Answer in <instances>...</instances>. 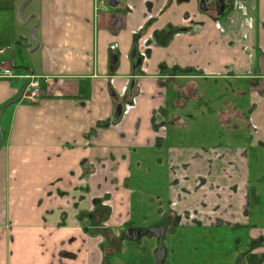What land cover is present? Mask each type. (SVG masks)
Listing matches in <instances>:
<instances>
[{
	"label": "crops",
	"instance_id": "obj_1",
	"mask_svg": "<svg viewBox=\"0 0 264 264\" xmlns=\"http://www.w3.org/2000/svg\"><path fill=\"white\" fill-rule=\"evenodd\" d=\"M24 1L0 0V43L10 44L0 47H13L4 67L14 59L19 68L16 45L30 44L21 27L32 23L39 43L30 51L42 46L44 60L26 69L48 81L39 100L26 103L17 100L22 78H0V264H114V234L133 221L135 205L149 204L137 201L142 192L136 197L134 188L164 195L167 211L157 207L154 220L165 229L160 246H175L168 234L178 239L179 229L206 237L215 229H264L251 220L246 139L185 142L183 109L201 81L239 83L247 103L239 117H251L264 139V0H234L221 15L199 0H117L114 7L107 0H28L22 20ZM188 11L198 18L184 27ZM143 23L152 42L148 60L138 63L142 49L132 31ZM140 66L147 73L137 88L131 76ZM188 67L209 77L182 74ZM189 117L191 127L198 124ZM256 248L249 256L258 262Z\"/></svg>",
	"mask_w": 264,
	"mask_h": 264
},
{
	"label": "rangeland",
	"instance_id": "obj_2",
	"mask_svg": "<svg viewBox=\"0 0 264 264\" xmlns=\"http://www.w3.org/2000/svg\"><path fill=\"white\" fill-rule=\"evenodd\" d=\"M30 2L31 1H29V3ZM142 3L143 5L144 3L147 5L146 0H143ZM29 9L30 7H27L25 13ZM125 9L127 10V13H130L133 11V6L127 4ZM144 13L143 19L146 18L149 11L147 10V12ZM124 15L126 14H123L122 19H125ZM194 15V19H197L198 15L196 16L195 13ZM21 16L23 20V12ZM21 28H23L22 32L24 35H26L27 41H29L30 44H26L25 41H22V44L16 45L17 48L15 52L13 51V56H15L19 68H15L18 71H23L24 69V71H29L26 68H29L32 64L34 67L35 65L39 67V62H43L44 57L41 53L42 46H40L37 51L34 50L31 52L30 49L37 47L36 43L38 42V40L34 39L32 36L35 29L33 28L32 23H29L27 27ZM0 45L10 44L0 43ZM11 50L12 48L6 49L5 53L0 55V59L9 60L8 57H10ZM141 54L143 57H148L147 53ZM4 66H6L4 63L0 64V69H2ZM186 69L182 74L196 76L195 78L209 77L207 76V72H203L204 70H201L199 67H188ZM162 77L165 81L166 77ZM166 84L167 82L165 81V83L160 86L161 88L165 86V91H160V94L165 98V100L169 94L168 90L166 89ZM195 88L199 90L197 96H189L183 108L185 111L184 123L186 124L184 128V141L197 143L199 145H212L214 141H219L220 143H228V141L234 142L238 139L239 135L242 136L244 140L246 139V142H248V145L250 146L249 154L251 156L249 160V169L251 171V189L249 194L250 208L252 211L251 220H254V222L264 226V166L262 165V167H259L258 165V160L259 164H261L260 160H264V139L261 134H258L260 128L258 129L257 124L251 117L249 118L244 115L245 118L248 119V124L246 122L247 119L242 120L239 117V112L241 109L245 111V113L247 110V103L244 96H242L243 98L240 97V92L243 90V87L240 86L239 83L225 85L222 83L211 84L207 81H201L198 83V86H195ZM45 91L46 89L43 90V92ZM43 92H40V94ZM39 98L28 103L37 102ZM189 114L192 115V120L194 122L198 120L197 125L194 123V125L191 127V121L189 120L191 118L189 117ZM215 118L217 124H219L218 127L214 121ZM228 125L229 127H227ZM217 130L221 131L219 135ZM228 130H231L233 134L238 133L236 134L237 136L233 134L230 136ZM252 142L256 144L255 147L251 146ZM155 171L160 172L161 170L157 168ZM148 175L155 179L154 181L157 186L164 184V181L161 178V175L164 178V173L162 171L160 175L159 173L155 174L153 170H150ZM140 193L141 195L139 198H137V201L140 204H144V202L148 201L149 204H146V206H134L132 213L134 219L126 226V228H148L158 220L157 218L159 214L158 211H156L157 207H160L161 210H163V213L167 211L166 200L164 199L162 192L158 191L157 194V192L146 191L144 189L141 190L140 188L133 189L134 196L137 197ZM256 210L260 212H257ZM154 220H156V222H154ZM179 230L180 232L177 234L179 237L178 239L174 236L173 232L168 234L170 239L175 242V246H166L164 240V244L161 242V247L163 250L161 253L160 248L158 249L159 246L158 241L156 240L157 238H155L153 235H140L137 237L136 242L130 243L128 240V236L130 237V232L127 230V233H125L124 230H119L116 232V234H114V237L118 236L117 239L114 240V244L117 245V247L114 249L118 251V254L113 256L116 259L114 264H154L158 253L160 254L159 264H170L172 261H174V253L176 251V254L178 255V262L176 264H264V244L262 247H258L261 241L264 242V229L255 230L250 226L245 229H240V231L231 229L218 231V229H215V232L211 230L213 233L209 234L210 237L205 236L208 233L205 235L197 233V235L195 234V237L193 235V230ZM237 233L240 235H237V237L234 238ZM204 239L206 240L203 244L202 241ZM206 242H208V244H206ZM254 245L259 248H256L255 250V253L259 258L258 262L256 261V256H254L255 260L249 256L250 247ZM111 247L112 246H108V248ZM244 254H248L249 257L247 259H243Z\"/></svg>",
	"mask_w": 264,
	"mask_h": 264
},
{
	"label": "flooded vegetation",
	"instance_id": "obj_3",
	"mask_svg": "<svg viewBox=\"0 0 264 264\" xmlns=\"http://www.w3.org/2000/svg\"><path fill=\"white\" fill-rule=\"evenodd\" d=\"M234 3H235V1L234 0H199V5L200 6H202V8H204L205 9V11L206 10H209V8L211 7V9L213 10H211L210 9V11L211 12H213V13H215V15L217 14V15H221L223 12H225V11H227V10H229V9H231L233 6H234ZM108 4V3H107ZM109 5V4H108ZM109 6H111V5H109ZM116 6V5H115ZM111 7H114V6H111ZM220 10H221V12H220ZM194 18H195V15H194V13L193 12H191V11H188L186 14H184V16H183V18L181 19V24L184 26V27H186L192 20H194ZM124 20V19H123ZM121 21V23L122 22H124V21ZM113 27H114V25H113ZM144 29V23L143 24H140L138 27H136L133 31H132V34H133V37L135 38V40L137 41V43L138 44H140L141 45V49H142V47H143V43H144V39L146 40V43L147 44H150V42H152V41H150L149 42V40H150V38L151 37H149V36H145L144 34H142V30ZM151 49V48H150ZM150 49L147 51V54H148V56L150 55ZM138 51H139V47H138ZM140 52H141V50L138 52V57H139V60H138V63H141V62H144V60H143V58H142V56L140 55ZM132 54H135V51H133V53ZM147 60H148V57H147ZM146 60V61H147ZM146 63V62H145ZM139 73H137L136 75L135 74H133L132 76H131V79H132V85H137V88H140V86H139V84H138V81H136V78L138 77V75L140 76V75H146V70L144 69V67L143 66H140V68H139ZM165 83V81H164V79H163V77L162 76H160V78L158 79V85L159 86H162L163 84ZM163 88H165V86L163 87ZM135 98L133 97L130 101H128L125 105H124V107L121 109L122 110V113H127L129 110H130V108L134 105V103H135ZM121 107V106H120ZM121 110H120V113H121ZM120 113H119V115H120ZM118 115V116H119ZM118 116H116V118L118 117ZM163 226L161 225V223L160 222H158V223H153L152 225H150V227H148V228H142V229H131V227H128V228H126L125 227V229H124V231H125V233H127V230L130 232V237L128 236V240L129 241H131V240H137V237L138 236H140V235H146V234H150V235H153L155 238H157L156 237V234H157V232H158V230L160 229V228H162ZM148 229H151V232H147V230ZM165 230V229H164ZM154 231V232H153ZM161 238V237H160ZM160 238H157L156 240L158 241V249L160 248V253L161 252H163V250H162V248H161V246H160ZM263 239V238H262ZM264 244V242L263 241H261L260 242V244L258 245V247H262V245ZM255 249V248H254ZM254 251V250H253ZM160 255V254H159ZM160 259V258H159ZM159 262H160V260H159Z\"/></svg>",
	"mask_w": 264,
	"mask_h": 264
},
{
	"label": "built area",
	"instance_id": "obj_4",
	"mask_svg": "<svg viewBox=\"0 0 264 264\" xmlns=\"http://www.w3.org/2000/svg\"><path fill=\"white\" fill-rule=\"evenodd\" d=\"M146 40L144 39L143 47L140 52V55L142 56L141 53H147L149 46L146 45ZM151 48V46H150ZM6 51V48L0 47V55L4 54ZM143 60L146 61L147 58L142 56ZM5 60L0 59V64L4 63ZM12 62V60H11ZM0 77L3 78H22L24 81V89L21 93L20 100L24 102H32L35 101L40 97V92L42 87L44 86L45 83H47L48 78L46 76H38L30 71H24L21 74H16L14 72V67L10 63L8 67H3L0 69Z\"/></svg>",
	"mask_w": 264,
	"mask_h": 264
},
{
	"label": "water",
	"instance_id": "obj_5",
	"mask_svg": "<svg viewBox=\"0 0 264 264\" xmlns=\"http://www.w3.org/2000/svg\"><path fill=\"white\" fill-rule=\"evenodd\" d=\"M222 1V0H221ZM28 2V0H25L22 4H21V6H20V8H19V18L21 19V14H22V11H23V9H24V6L26 5V3ZM107 3L109 4V5H111V6H115L116 4H117V0H107ZM220 12H221V10H220ZM33 38L34 39H36V37H35V30L33 31ZM37 46V45H36ZM133 55V54H132ZM11 64H12V66L15 68L16 67V64H15V60L14 59H12V62H11ZM24 86H25V84L23 85V88L21 89V91H20V93L18 94V97H17V100H19L20 99V96H21V93H22V91H23V89H24ZM120 110H121V107L120 106H118L117 107V112H116V114H115V116H118L119 115V113H120ZM163 230H164V227H162V228H160L159 230H158V232H157V234H156V237L157 238H160L161 237V235H162V233H163ZM151 232V229H148L147 230V232ZM154 232V231H153ZM160 258V255H159V253L157 254V256H156V259H155V262H154V264H159V259Z\"/></svg>",
	"mask_w": 264,
	"mask_h": 264
},
{
	"label": "trees",
	"instance_id": "obj_6",
	"mask_svg": "<svg viewBox=\"0 0 264 264\" xmlns=\"http://www.w3.org/2000/svg\"><path fill=\"white\" fill-rule=\"evenodd\" d=\"M1 46V45H0ZM4 46H8V45H4Z\"/></svg>",
	"mask_w": 264,
	"mask_h": 264
}]
</instances>
